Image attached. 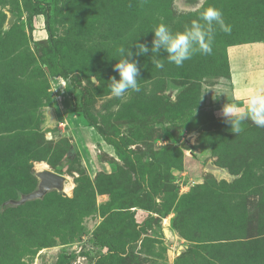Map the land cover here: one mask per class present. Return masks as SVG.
<instances>
[{
    "label": "rangeland",
    "instance_id": "1",
    "mask_svg": "<svg viewBox=\"0 0 264 264\" xmlns=\"http://www.w3.org/2000/svg\"><path fill=\"white\" fill-rule=\"evenodd\" d=\"M39 1L69 76L49 72L32 0H0V264H264V128L235 136L219 115L264 74V0ZM208 6L231 27L210 55L177 67L161 51L163 69L134 56L141 90L111 95L117 46L150 47L158 23L182 31ZM40 169L65 188L12 202Z\"/></svg>",
    "mask_w": 264,
    "mask_h": 264
},
{
    "label": "clouds",
    "instance_id": "2",
    "mask_svg": "<svg viewBox=\"0 0 264 264\" xmlns=\"http://www.w3.org/2000/svg\"><path fill=\"white\" fill-rule=\"evenodd\" d=\"M205 2L206 0H200L201 5ZM217 27L226 33L231 31V27L225 23L222 11L208 6L199 13L198 19L193 20L182 31H173L166 23H158L152 30L150 47L144 43H136V51L133 53L128 47L117 46L116 54L119 59H115L113 70L119 78L109 77L108 87L111 95L122 98L126 94L130 95L141 90L140 68L134 56L151 53V62L156 68L163 69L164 63L156 59L163 51L169 63L182 67L185 61L190 60L197 53L203 55L212 53ZM220 95L225 96L220 92L216 97ZM219 115L235 136L242 131L241 126L245 121H251L257 127L264 128V74H261L254 86L248 90L244 102H225Z\"/></svg>",
    "mask_w": 264,
    "mask_h": 264
},
{
    "label": "trees",
    "instance_id": "3",
    "mask_svg": "<svg viewBox=\"0 0 264 264\" xmlns=\"http://www.w3.org/2000/svg\"><path fill=\"white\" fill-rule=\"evenodd\" d=\"M32 5L34 8L35 14H41L44 16V19H45L46 30L48 32V38L46 41H43V42H46L43 45L44 46L43 50L45 52L46 59L48 58V59L52 60V67L47 65L49 72L53 75H60L63 77H68L69 73H68L65 65L63 64L61 55L52 43V36H51L52 34H51V29L49 27V19H50L49 4L48 3H41L39 0H32ZM48 49L53 54V56L49 54ZM72 79L74 80V85L79 88L80 87V81L76 77H72ZM82 91H83V95H85V93L87 92V89H83ZM79 111H81L83 113V116L85 117L88 124L91 125L92 127H94L101 135H103V137L107 143L114 145L115 149L120 151V152H126V153L130 152V151H126V148H124L118 140H116L112 137H109V136L105 135L104 133L102 134L99 127L88 119L86 112L83 109H79ZM96 237H97L98 242L105 244L104 243L105 237L100 238V236H97V235H96ZM110 250H113L112 245H110ZM109 256L110 255H108V254L106 255V257H109Z\"/></svg>",
    "mask_w": 264,
    "mask_h": 264
},
{
    "label": "water",
    "instance_id": "4",
    "mask_svg": "<svg viewBox=\"0 0 264 264\" xmlns=\"http://www.w3.org/2000/svg\"><path fill=\"white\" fill-rule=\"evenodd\" d=\"M12 20H13V17H10L8 19V24L11 23ZM208 167L211 169H217V167L212 166V165H208ZM36 175L40 180L37 190L31 193H28L26 195H23L20 201H12V202L22 203L26 199L41 197L47 190L51 188L63 189L64 187V177L60 174H57L49 170H41V171H38ZM167 231L168 229L165 228L164 229L165 235H168Z\"/></svg>",
    "mask_w": 264,
    "mask_h": 264
},
{
    "label": "crops",
    "instance_id": "5",
    "mask_svg": "<svg viewBox=\"0 0 264 264\" xmlns=\"http://www.w3.org/2000/svg\"><path fill=\"white\" fill-rule=\"evenodd\" d=\"M259 45H260L259 51H261L264 54V50H261V49H264V42L260 43ZM234 47H235V49H233L232 54L234 56V59L237 62L238 71H239V69L242 70V64L243 63L241 64L238 61L244 57V55H245L244 53L251 52V49L255 47V44L243 43V44H238V45H236ZM238 48H240V49H238ZM251 87H248V88L250 89ZM244 90L245 89H242V87H239V90H236V94L241 95V92L244 91Z\"/></svg>",
    "mask_w": 264,
    "mask_h": 264
},
{
    "label": "bare ground",
    "instance_id": "6",
    "mask_svg": "<svg viewBox=\"0 0 264 264\" xmlns=\"http://www.w3.org/2000/svg\"><path fill=\"white\" fill-rule=\"evenodd\" d=\"M42 170H43V169H42ZM39 171H41V169H40ZM37 172H38V171H37ZM65 185H66V184H64V187H63V188H65Z\"/></svg>",
    "mask_w": 264,
    "mask_h": 264
}]
</instances>
